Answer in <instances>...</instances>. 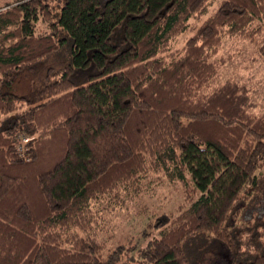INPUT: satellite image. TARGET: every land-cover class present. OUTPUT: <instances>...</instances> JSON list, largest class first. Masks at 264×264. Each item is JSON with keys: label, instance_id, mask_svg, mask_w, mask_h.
I'll use <instances>...</instances> for the list:
<instances>
[{"label": "trees", "instance_id": "trees-1", "mask_svg": "<svg viewBox=\"0 0 264 264\" xmlns=\"http://www.w3.org/2000/svg\"><path fill=\"white\" fill-rule=\"evenodd\" d=\"M55 15L0 7V264H264V108L246 82L212 83L225 35L264 54V0H62ZM67 36L69 61L48 65ZM155 178L182 200L158 235L111 245L114 210Z\"/></svg>", "mask_w": 264, "mask_h": 264}, {"label": "rangeland", "instance_id": "rangeland-1", "mask_svg": "<svg viewBox=\"0 0 264 264\" xmlns=\"http://www.w3.org/2000/svg\"><path fill=\"white\" fill-rule=\"evenodd\" d=\"M46 1L54 7L55 19H57L62 0ZM2 3L3 0H0V7ZM205 16L203 15L201 19ZM190 22L195 23L196 19L192 18ZM35 30L37 33L44 32L48 30V26L38 22ZM190 33L191 31H186L176 37L171 42V47L180 46ZM260 41L264 43V36ZM70 47L71 42L67 36L59 49L48 55L47 64L56 67L66 64L70 59ZM214 58L223 59L224 62L219 65L218 73L212 82L213 85L221 84L228 77L246 82L253 89L258 109L264 108V54L258 50L257 44L247 38L225 35ZM147 186L148 193L141 197H134L128 200L125 206L114 210L115 224L112 232L114 239L111 245L127 242L128 238H130L129 241L138 242L141 238L146 240L158 235L159 228L152 227L150 223L155 221L159 212H168L170 207L182 200V188L174 182L164 180L159 183L155 178L148 182ZM144 206H147L145 210L136 213V210ZM145 232L149 234L144 235Z\"/></svg>", "mask_w": 264, "mask_h": 264}, {"label": "built area", "instance_id": "built-area-1", "mask_svg": "<svg viewBox=\"0 0 264 264\" xmlns=\"http://www.w3.org/2000/svg\"><path fill=\"white\" fill-rule=\"evenodd\" d=\"M23 140H24V141H27V138H26V137H23Z\"/></svg>", "mask_w": 264, "mask_h": 264}]
</instances>
